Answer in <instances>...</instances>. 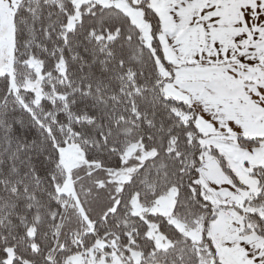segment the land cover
<instances>
[{"label": "snow or ice", "instance_id": "snow-or-ice-1", "mask_svg": "<svg viewBox=\"0 0 264 264\" xmlns=\"http://www.w3.org/2000/svg\"><path fill=\"white\" fill-rule=\"evenodd\" d=\"M0 264H264V0H0Z\"/></svg>", "mask_w": 264, "mask_h": 264}]
</instances>
